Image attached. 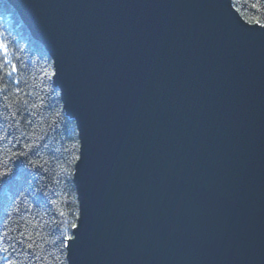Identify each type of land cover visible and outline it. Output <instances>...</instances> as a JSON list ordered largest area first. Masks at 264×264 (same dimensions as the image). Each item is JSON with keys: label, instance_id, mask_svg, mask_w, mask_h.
<instances>
[{"label": "water", "instance_id": "obj_1", "mask_svg": "<svg viewBox=\"0 0 264 264\" xmlns=\"http://www.w3.org/2000/svg\"><path fill=\"white\" fill-rule=\"evenodd\" d=\"M80 142L68 264H264V28L233 0H5Z\"/></svg>", "mask_w": 264, "mask_h": 264}, {"label": "trees", "instance_id": "obj_2", "mask_svg": "<svg viewBox=\"0 0 264 264\" xmlns=\"http://www.w3.org/2000/svg\"><path fill=\"white\" fill-rule=\"evenodd\" d=\"M235 8L239 7L241 16L259 17L264 21V0H233ZM257 8L253 9L252 5ZM0 25L6 30V35L24 49L17 51L21 57L20 72L16 78L21 80L19 87L22 89L21 103L16 104L13 99L12 106L4 108L6 103L0 97V136L7 138L0 142V155L9 149L24 150L26 144L39 146V159L44 164L43 170H37L35 176L27 171H18L13 192L20 191L16 204L9 206L8 194L0 193V228L4 224L14 231L11 236L25 240V245L16 243L14 256L25 259L23 249L30 241L25 239L28 233L39 246L35 250L44 248L41 255L48 256L52 253L67 263V251L60 255L52 245V240L47 233L54 224L40 228L34 226L33 218L40 220L41 224L52 219H59V211L79 215L77 192L73 182L75 166L79 156L80 142L76 124L64 110L60 91L54 86L53 76H46V72L54 71L53 61L44 47L31 37L23 25L18 14L5 0H0ZM26 81V82H25ZM28 95H25V94ZM27 101L25 104L23 101ZM35 106V107H33ZM15 113V116H12ZM7 117V119H5ZM55 122V123H54ZM47 161V163H45ZM33 201L42 205V210L37 214ZM18 207V211H13ZM30 209V210H29ZM11 214L10 217L8 214ZM24 233V235H21ZM53 264H57L54 260Z\"/></svg>", "mask_w": 264, "mask_h": 264}, {"label": "snow or ice", "instance_id": "obj_3", "mask_svg": "<svg viewBox=\"0 0 264 264\" xmlns=\"http://www.w3.org/2000/svg\"><path fill=\"white\" fill-rule=\"evenodd\" d=\"M252 8H257L256 4L252 5ZM237 13H241L239 7L234 9ZM246 24L258 25L264 28V21H261L259 17H245L241 16ZM7 30L0 25V97L6 102L3 107L9 108L12 106L13 99L20 96L22 89L19 87L21 80L17 79L16 76L20 72V61L21 57L16 55L17 51L23 52L24 49L19 48L8 35ZM46 76H55V71L46 72ZM26 82V81H25ZM25 95H28L27 93ZM15 103H21V99H15ZM23 103L27 104L25 100ZM35 107V106H33ZM15 116V113H12ZM7 119V117H5ZM55 123V122H54ZM7 137L0 136V142L4 141ZM39 146L34 144H26L24 150H12L9 149L3 155H0V193L8 194L9 206L16 204L17 197L20 195V191L13 192V187L16 183L18 171H27L28 174L35 176L37 170H43L44 164L39 159ZM2 151V150H0ZM75 160H80L81 157H74ZM47 163V161H45ZM33 207L36 208L37 214L42 210V205L33 201ZM13 211H18V207H13ZM30 210V209H29ZM10 217V213L8 214ZM56 216L59 219H52L44 224H41L40 220L36 217L33 218L34 226L45 228L50 224L55 226L50 228L47 235L49 238L56 237L52 240V245L56 248L60 255H65L66 251H71L73 246L79 240V228L80 216L73 213H66L59 211ZM11 229L4 224L0 228V264H53L55 260L57 264H64L59 256H55L49 253L48 256L41 255L44 251L43 247H40V251L37 252L35 249L39 246L36 245L32 239V234L28 233L25 239L30 241L23 249L25 259H20L18 256H14L16 252V243L25 245V240L16 239L11 236ZM24 235V233H21ZM16 239V243H12L11 240Z\"/></svg>", "mask_w": 264, "mask_h": 264}]
</instances>
